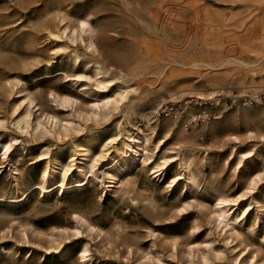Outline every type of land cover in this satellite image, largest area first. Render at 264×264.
Masks as SVG:
<instances>
[{
  "label": "rangeland",
  "instance_id": "374dc122",
  "mask_svg": "<svg viewBox=\"0 0 264 264\" xmlns=\"http://www.w3.org/2000/svg\"><path fill=\"white\" fill-rule=\"evenodd\" d=\"M163 2L0 0V264H264V139L241 109L233 111L256 93L264 101V0ZM225 58L218 69L208 66ZM96 62L136 91L117 110L93 116L92 103L106 94ZM162 85L172 93L154 96ZM214 90L237 106L216 107L204 126L155 116L163 98ZM253 105L264 117V103ZM150 109L153 120L171 123V135L151 134V146L159 144L153 160L173 159L156 172L153 160L130 166L138 190L150 192L142 200L131 187L112 192L106 167L89 171L83 148L88 158L108 151L112 137L143 126ZM181 151L195 153L199 188L186 185ZM64 166L72 167L67 178ZM51 167L58 179L83 183L63 195L61 181L43 186ZM220 193L248 208L235 228L219 225Z\"/></svg>",
  "mask_w": 264,
  "mask_h": 264
},
{
  "label": "bare ground",
  "instance_id": "6f19581e",
  "mask_svg": "<svg viewBox=\"0 0 264 264\" xmlns=\"http://www.w3.org/2000/svg\"><path fill=\"white\" fill-rule=\"evenodd\" d=\"M163 1L164 0H148V2L151 3L152 5L155 4V5L161 6L162 8L165 7ZM81 22H82V30H84L83 26H85L87 22L86 20H82ZM92 36H93V33L92 31H90L89 32V38H90L89 43L91 46H94V41L92 39ZM229 61L231 60L228 58H225V59H221L217 63L208 64V66L212 69H218ZM74 62H75V65H83V62L79 56H75ZM192 63L196 65V64H201L202 62L199 63L196 60V61H193ZM94 67L96 68V71H97V77H96L97 85L104 92H106V94L101 97L100 101L92 103L90 115L98 116L105 109L107 110L116 109L117 110L118 108H120L129 99L130 94L132 92H135L136 90L126 85L125 81L120 76L111 77L112 70L109 68H105L101 63L96 62L94 64ZM173 89H174V86L172 85L170 86L162 85L161 87L154 90V93H155L154 96L163 95L164 93H172ZM252 89L254 90L255 88L252 87ZM216 91L217 90H214L210 93H213ZM59 96L60 98L68 102H71L72 100H74L73 96L69 94H64V95H59ZM196 96H199V94ZM169 98H172V97H169ZM259 103H264V102L259 100ZM237 105H247V107L238 106L237 107L238 109L236 108L233 111H239L241 109L243 111L241 118L247 121V127L251 125H255L256 128L258 129L257 131L260 133V137L264 139V117H260V115L253 113V111L257 109L256 106L248 102H244L242 104H237ZM236 106H233L231 108H234ZM231 108L224 110V111H229ZM151 113H153V110L150 109L144 114V125L143 126L140 127V126H137V124H132L130 127L125 128L124 132L120 133L117 136L112 137L110 141L108 140L110 143V148L108 151L103 152V153H98L88 158L90 147L83 148L86 152L84 157L85 159H89L90 164H91V168L89 169V171H94L95 167L100 164L106 167L105 174H106V177L109 178L108 180L110 182L109 186L111 187L110 190L112 192H116L122 188H127V187H131L132 189H135V190H138L139 188H141L137 186L136 176L132 175V173L129 171L130 166H135L137 162L143 163L144 168L149 167V164L153 162V165L150 167V169H152L153 172H156L158 170H164L170 164V161H172L173 159V156H169V157L164 158L160 162L153 160L154 155H155V147H158L159 144H156L154 147L151 146L150 144L151 134H157L159 131L162 130L166 135H171V123L165 121L163 122V124H161V122H157L156 120L152 119ZM217 117L219 116H216L214 119H216ZM201 126H204V125H200L198 127H201ZM105 131L106 130H104L103 132ZM247 131H248V138H250V140H253L251 138L256 137V134H254L253 129L248 128ZM185 136H187L186 133H185ZM235 139L237 140V142H240L237 136H235ZM129 150H131L130 153H128ZM241 155L247 158L251 156L249 152H242ZM180 156H181V159L184 161V169L187 171L186 176H185L187 178L186 185H188L190 188L192 187L199 188L202 184L201 183L202 181L200 180L198 173L196 169L194 168V165H195L194 162L196 158L195 153L190 152L189 154H186L185 152L181 151ZM151 160L153 161L151 162ZM76 168L80 174L84 175V173L86 172V167L84 165L77 166ZM71 169H72L71 166L69 167L64 166L61 170L63 177L65 175L67 178L69 176V171ZM54 172L55 170L52 167L47 168L42 174V181L40 183H42L43 186H47L52 182L61 181L60 187H62L64 190L62 195L64 194L66 188H70L76 185H81L83 183V182H79L76 184H69L68 181H65V178L58 179ZM181 176L182 175L180 174L177 175L178 178ZM177 177H174L172 181L175 182L177 180L176 179ZM260 180H261L260 176L250 178L247 189L249 190L255 189ZM76 181L77 180L73 178L72 182H76ZM33 183L36 184L37 181H33ZM43 190L45 192L49 191L47 189H43ZM140 190L142 191H139V190L138 191H139L140 198L142 200L150 197V192H148L147 187L142 188ZM238 200H239L238 197H231L227 193H220L217 195L216 197V211L217 212L216 213L218 215L219 225H222L223 227L231 226L235 228L236 223L241 222L243 220L246 212L248 211V208L240 209L239 207H237V205L239 204Z\"/></svg>",
  "mask_w": 264,
  "mask_h": 264
},
{
  "label": "built area",
  "instance_id": "2783aa9c",
  "mask_svg": "<svg viewBox=\"0 0 264 264\" xmlns=\"http://www.w3.org/2000/svg\"><path fill=\"white\" fill-rule=\"evenodd\" d=\"M250 90L252 91V88ZM223 92L224 90H219L213 95L192 96L190 99L163 98L157 102L155 114L157 117L171 118L185 129L198 127L212 120L216 107H231L238 102V99L234 97L225 101ZM258 96L260 97L256 93L251 101L246 100L244 102L254 104L255 101L259 103L261 99ZM233 101L234 103L230 104Z\"/></svg>",
  "mask_w": 264,
  "mask_h": 264
}]
</instances>
